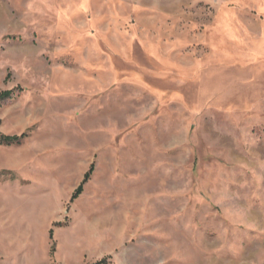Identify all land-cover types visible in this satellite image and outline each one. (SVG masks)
I'll return each mask as SVG.
<instances>
[{
  "label": "rangeland",
  "instance_id": "1",
  "mask_svg": "<svg viewBox=\"0 0 264 264\" xmlns=\"http://www.w3.org/2000/svg\"><path fill=\"white\" fill-rule=\"evenodd\" d=\"M0 90V264H264V0H0Z\"/></svg>",
  "mask_w": 264,
  "mask_h": 264
},
{
  "label": "trees",
  "instance_id": "2",
  "mask_svg": "<svg viewBox=\"0 0 264 264\" xmlns=\"http://www.w3.org/2000/svg\"><path fill=\"white\" fill-rule=\"evenodd\" d=\"M22 90H18L19 94ZM15 96L14 91H1L0 90V102H5L7 100L12 99ZM29 138V134L23 133L22 135H5L0 133V145L6 146V147H12V146H21L26 139ZM94 172V166L92 165L90 170L85 174L84 179L82 183L79 185V187L76 189L72 196V200L78 198L84 191L85 184L90 180L91 175ZM3 175V174H1ZM50 238L53 239V230L50 231ZM106 260H103L101 262H98L96 264H105Z\"/></svg>",
  "mask_w": 264,
  "mask_h": 264
}]
</instances>
